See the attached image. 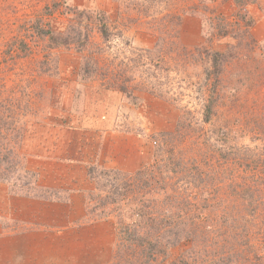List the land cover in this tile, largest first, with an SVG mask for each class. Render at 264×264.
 <instances>
[{"label":"rangeland","instance_id":"374dc122","mask_svg":"<svg viewBox=\"0 0 264 264\" xmlns=\"http://www.w3.org/2000/svg\"><path fill=\"white\" fill-rule=\"evenodd\" d=\"M246 9L258 20L237 34L234 0H0L1 180L47 195L25 137L84 110L91 127L111 116L106 129L149 141L151 160L94 163L89 219L113 225L105 264H264V0ZM124 225L139 237L124 241Z\"/></svg>","mask_w":264,"mask_h":264},{"label":"crops","instance_id":"0c3cea01","mask_svg":"<svg viewBox=\"0 0 264 264\" xmlns=\"http://www.w3.org/2000/svg\"><path fill=\"white\" fill-rule=\"evenodd\" d=\"M69 69L75 71L74 66ZM63 86L59 82L54 88V94L60 91L54 97L61 104L70 92L66 88L63 93ZM57 112L62 119V110ZM87 117L84 110L73 127L64 128L62 121L38 125L22 143L28 164L40 173L38 184L48 191L47 198L12 192L10 184L0 180V257L7 264H105L111 258V221H92L88 215L95 187L89 167L96 163L134 173L151 160V152L149 141L133 131L108 130L106 119L97 117L91 127ZM106 118L112 127L111 116Z\"/></svg>","mask_w":264,"mask_h":264},{"label":"trees","instance_id":"16d2710c","mask_svg":"<svg viewBox=\"0 0 264 264\" xmlns=\"http://www.w3.org/2000/svg\"><path fill=\"white\" fill-rule=\"evenodd\" d=\"M234 1L239 6V10L235 13V15L237 17V20H238L236 25H239V29H238V31H236V33L237 34H240V33L249 34L248 32L250 31V28L255 24V22L258 20V18H255L252 14H250V10L249 9H246L244 11H242L241 9L246 8L249 5H251L253 3H256V2H258L260 0H234ZM241 21L244 22V24H243L244 27L243 28L241 27V24H240ZM101 31H102V35H103L104 39L108 40L109 37H110V34L108 33L107 28L105 26H101ZM223 33L227 34L226 31L223 32ZM80 49H82V48H80ZM221 57H222V54L219 53V52H215L213 54V58H212L213 71L212 72L208 71V73L210 72V74H213L214 77H215V80H214L213 86L210 87V90H211V88H212V90H214L220 83V76H221V73H222V69H221V67H219V65H220L219 61H220ZM95 63L98 64L97 61H95ZM78 70L79 71H76V77H78L79 82H80V80L83 81V79H85L86 77L89 78L92 75V73H91L92 71L90 69H87V68L83 67V66H81ZM86 70H87V72H86ZM207 77H210V75L207 74ZM118 87H119V85H118ZM107 88H109V85L107 86ZM119 88L121 90H123V92L126 93V89H125L124 86L120 85ZM208 111L209 112L212 111L211 106H208ZM208 117H209V115H207L206 118H208ZM103 167L104 166H101V168H103ZM97 168H99V166H95V164H92L90 166L89 172H90V175L92 176V178H94V176H95L94 174H95V171H96ZM106 170H108V169H104V173L108 174ZM113 170H115V169H113ZM115 171L119 172L118 170H115ZM108 172H110V171H108ZM1 179L2 178H0V180ZM3 180H5V179H3ZM45 192H48V191H45ZM34 195H36V196H42L43 195L45 198H47V196H45L43 193L42 194L34 193ZM156 232H158V231H156ZM120 233L123 235V237H124L123 240L124 241H126L128 239L136 240L137 237H139V235H140V234H138V232H136L135 229L130 228V226H128V225L127 226L124 225L123 227H121L120 228ZM146 239L147 238H145V240ZM147 242H148L147 243L148 244L147 247H149L148 251H150L151 254H152V251L157 246V243L156 242H151L149 240H147ZM142 244H143V242H141L139 245H142ZM174 264H176V263H174Z\"/></svg>","mask_w":264,"mask_h":264}]
</instances>
